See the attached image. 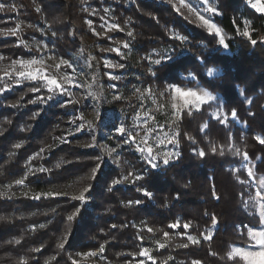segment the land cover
I'll list each match as a JSON object with an SVG mask.
<instances>
[{
	"label": "trees",
	"instance_id": "16d2710c",
	"mask_svg": "<svg viewBox=\"0 0 264 264\" xmlns=\"http://www.w3.org/2000/svg\"><path fill=\"white\" fill-rule=\"evenodd\" d=\"M20 2L21 16L29 21L41 19L36 3L41 5L53 28L62 34L56 39L60 50L68 53L77 48L80 40L72 38L70 30L73 26L77 32L84 29L81 21L87 14L78 10L74 0ZM105 3L113 5L116 20L127 29V32L116 30L115 36L128 39L139 55L164 46L174 50V58L156 64L153 74H139L134 79L151 81L159 88L167 80L190 84L199 80L212 92L222 93L227 107L236 109L240 119L247 122L244 131L237 126L236 136L244 133L242 146L252 159H257L256 171L264 174V143L255 136L256 132L264 134V43L260 40L264 16L244 8L253 16L257 29L251 38L257 43L252 45L250 40L240 39L244 0H220L223 14L215 18L231 35L228 44L232 53H229L216 47L214 34L195 25L164 0H105ZM15 15V10L0 11V30L14 25ZM129 31L132 36H128ZM174 33L187 39L180 41ZM19 38L17 34L4 36L0 32V60L9 62L29 55L27 48L18 44ZM102 41L107 42L108 38L105 36ZM128 61L131 70L134 65L140 70V63L147 64L146 60ZM212 64L222 67L220 75L206 74V66ZM189 71L194 72L196 80L187 77ZM239 86L244 87L246 95L255 94L252 115L239 94ZM0 87L5 88L0 93V190L7 191L0 193V216L8 218L0 220V264H76L74 255L95 250L111 262L122 263L138 256L144 244L153 246V238L164 233H168L169 241L163 247L153 246L160 264H194L195 260L199 264H238L227 257V251L233 244L251 243L247 225H259L260 218H252L243 209L242 184L227 168L226 153L220 155V149L212 153L207 143L204 157L192 152L186 135L201 138V130L199 122L195 132L189 122L201 117L203 111L189 117L183 113L178 126L181 142L178 159L152 170L136 152L129 154L133 165L127 166V173L134 174L139 168L138 174L143 179L131 182L129 178L109 192L111 180H122L124 173L121 168L101 162L93 176L96 157L100 156L97 147L87 146L90 134H70L68 140L60 141L67 133L70 110L76 111L79 102L61 107L62 101L54 98L42 103L37 97L46 99L51 92L41 87L39 81L16 83L14 77L4 76L0 77ZM30 88L40 90L33 92ZM32 100L37 102L29 103ZM35 113L39 115L34 116ZM224 128L210 118L206 135L219 143L227 137ZM17 143L21 144L18 149L14 147ZM38 152L42 154L31 162L44 165L48 171L38 169L29 173L30 157ZM17 180H23L24 184H17ZM89 185L87 200L73 199L77 188ZM137 189H146L152 196L146 197ZM47 193L53 195L32 198ZM136 200L141 203L135 204ZM78 207L79 213L68 221V214ZM213 218L218 223L213 224ZM177 221L179 226L171 228ZM185 224L189 227L185 228ZM213 225L216 226L212 236L203 238L204 229ZM186 232L200 237L198 243L189 241ZM66 236V244L58 247Z\"/></svg>",
	"mask_w": 264,
	"mask_h": 264
},
{
	"label": "rangeland",
	"instance_id": "374dc122",
	"mask_svg": "<svg viewBox=\"0 0 264 264\" xmlns=\"http://www.w3.org/2000/svg\"><path fill=\"white\" fill-rule=\"evenodd\" d=\"M74 1L78 10L87 15L81 21L84 29L77 32L73 26L70 30L72 38H79V45L75 50L64 53L56 43L57 37L60 38L62 34L53 28L39 3H36V8L40 9L41 19L29 21L21 16L20 0H0V3L5 5H15L16 12L13 18L15 24L9 25L3 30L15 29L17 35L20 36L18 44L24 45L30 52L28 56L19 57L9 62H3V59H1L0 77H14L15 81H39L41 85L45 82L39 79H25L20 77L18 73L30 72L46 75L50 78L54 77L71 95H61L59 90L51 92V95L61 100L64 104H69L67 103L68 101L79 102V108L76 111L74 109L70 110V123L67 133L60 141L68 140L70 134L87 132L90 134L91 144L92 138L95 136L97 146L94 147L99 150V156L102 157L101 162L121 168L124 173L123 176L129 174L127 173L129 171L127 166L131 168L133 165L129 154L136 152L141 160H143L142 157L144 155H147V152L142 154L137 151V145L145 149L151 147V154L156 156L157 160H161L163 155L168 152H178L180 157L179 121L183 113L189 117L194 115L196 111H203L204 114L201 117L196 120L191 119L189 122L194 132L197 129L198 122L201 130V138L192 136L190 133L186 135L193 146L192 152L198 153L200 150L205 152L204 145L207 143L208 150L216 147V149H220V152L226 153L228 155L227 168L235 173L238 181L242 184L243 191L240 196L243 209L252 218H256V216L260 218L259 225H247L248 235L251 232V235H249L251 243L245 246L233 244L226 255L238 264H264V254L248 255V253L264 251V244L260 243V241H264V174L256 171L257 159H252L242 146L241 138L244 133L240 132L241 137L236 136L237 126L244 131L247 129V122L240 119L236 109L227 107L222 93L212 92L199 80H196V75L192 71H189L187 77L191 80H196L194 84L167 80L163 83V87H160L161 89L156 84L151 83V81L134 79L139 74H153V68L156 65L155 61L173 59L174 50L171 47L164 46L162 49L154 48L148 54L139 55L128 39L115 36L116 30L127 32V29L116 20L111 3H105V0H99V3L95 0ZM164 1L170 3L176 11L183 14L185 18L191 20L195 25L201 26L209 34H214L216 47L222 48L224 52L232 53L228 44V39L231 35L224 30L215 18L217 15L221 16L223 14L220 0H208L207 3H205V0ZM206 8H214L216 11L208 12L205 11ZM244 8L264 16V11L261 10L264 8V0H244L240 14L242 18L240 39H246L247 41L252 38L257 29L255 28L253 16L247 13L248 11H245ZM201 16L215 24L220 30L219 33L209 32L208 26L200 19ZM30 25L31 27H29ZM112 25H118L119 27L112 28ZM245 32L249 35H243ZM220 35H223L228 45L227 48L219 43ZM105 36L108 38L107 42L102 41ZM173 36L183 35L174 33ZM260 40L264 43V34L260 36ZM125 44H128L129 47L125 48ZM116 49L119 51H116ZM168 57H171V59H168ZM132 58L138 63L146 60L147 64L140 63V70L134 65V69L131 70L128 60ZM198 58L202 61L201 56H198ZM20 60L25 63L23 65L15 63ZM32 60L37 62L28 63V61ZM64 60L69 61L71 67L63 64L62 61ZM109 65L112 66L109 67ZM118 65H123V67H118ZM208 69H213L211 77H216L222 73L220 65L212 64L206 66V74ZM180 75L184 76V73L180 72ZM114 77H119V79H113ZM51 87L53 86L49 85L45 88L49 90ZM177 88L181 89V91H177ZM189 88L195 90L201 97H203V91H207L216 99L208 101L207 98H203V102H198L195 97L186 94ZM238 91L246 106L250 109L248 114L252 115L251 105L255 94L246 95L244 87L241 86L238 87ZM117 96L120 98L114 99ZM233 110L236 111L235 117L232 116ZM210 118L217 120L225 127L224 132H226L227 137L221 138L219 143L211 140L206 135ZM73 120L75 123H73ZM89 121L93 125L91 128L88 125ZM81 123L84 124V129L78 132L76 129ZM113 124L116 126L123 125L133 139L128 144H125L124 138L120 137L114 128L111 127ZM215 136L217 137L216 134ZM255 136L264 139V134L261 132H256ZM173 140L178 141V143H172L171 141ZM118 144L121 145L120 148H117ZM113 148H117L118 157L116 153H113L111 157L108 155V151ZM237 150H239V155L234 154ZM244 153H247V158H245ZM40 154L42 153L38 152L31 155L28 162L29 173L44 168V165L31 162L33 158H37ZM117 158L120 163H113ZM161 166L164 165L161 164ZM139 171L140 169L136 168V173L133 174V171L131 172L132 175L129 177L131 182L136 180V176H142L141 173L138 174ZM84 189L77 188L73 193L74 197H78ZM6 192L5 189L0 190V193L5 194ZM87 194L85 193V200L88 198ZM215 226L204 229L203 238L209 239L214 232ZM238 228L242 231L244 229L242 226H238ZM185 236L191 242L192 240L199 241L200 239V237L191 232H186ZM189 237L192 239L190 240ZM67 238L68 236L63 238L60 243L65 245ZM166 241H169V236L163 234L162 237L153 238V246L160 247ZM153 246L144 244L138 256L122 263L109 261L99 250L74 255L73 260L76 264L85 262L94 264H141V262L143 264H160L153 253ZM145 251H147V255H143ZM89 253H95V255H89Z\"/></svg>",
	"mask_w": 264,
	"mask_h": 264
},
{
	"label": "snow or ice",
	"instance_id": "6c2138e0",
	"mask_svg": "<svg viewBox=\"0 0 264 264\" xmlns=\"http://www.w3.org/2000/svg\"><path fill=\"white\" fill-rule=\"evenodd\" d=\"M207 2H208V0H205V3H207ZM6 9H7V10H15V5H5L4 3H0V11H5ZM36 10H37V11H40L39 8H37ZM261 10L264 11V8H262ZM205 11H208V12H215L216 9H214V8H206ZM200 19L204 22L205 25L208 26V30H209V32L219 33V31H220L219 28H217V26H216L215 24H213L210 20L205 19L203 16H201ZM29 27H31V25H30ZM111 27H112V28H118L119 26H118V25H112ZM0 32H2V34H3L4 36H9V35L15 36V35L17 34L15 29H10V30H6V31H5V30H0ZM243 35L248 36L249 34H248L247 32H245V33H243ZM128 36H132V33L129 32V33H128ZM249 38H250V37H249ZM176 39H178V40H180V41H185L187 38H186V37H183V36H178V37H176ZM250 42H251L252 45H255V44L257 43V41H256L255 39H251V38H250ZM219 43H220L221 45H223L225 48L228 47V45H227L226 42H225V39H224L223 35H220V37H219ZM124 47H125V48H128L129 45H128V44H125ZM109 50H111V49H109ZM116 51H119V50L116 49ZM168 59H171V57H168ZM36 62H37V61H35V60L28 61V63H36ZM15 63H20L21 65H23L25 62H24L23 60H20V61H16ZM62 63L65 64V65H68L69 67H71V64H70L69 61L64 60V61H62ZM155 63H156V64H160V63H161V60H156ZM111 66H112V65H109V67H111ZM118 67H123V65H118ZM150 71H151V70H150ZM212 74H213V69H208V71H207V75H208V76H212ZM18 75H19L20 77H23V78H25V79H29V80H37V79H39V80L44 81L45 83H43V84L41 85V87H48L49 85H52L53 87L49 88V91H50V92H55L56 90H59L60 93H61V95H71V93L68 92L67 89H65V88L63 87V85L59 84V83L57 82V80H56L54 77H51V78H50V77H48V76H46V75H40V74H38V73H37V74H33V73H30V72H29V73L19 72ZM113 79H119V77H114ZM20 82H21L20 80H17V81H16V83H20ZM39 90H40L39 88H30V89H29V91H33V92H36V91H39ZM3 91H5V88L0 87V93H2ZM137 91H138V90H137ZM177 91H181V89L177 88ZM202 91H203V90H202ZM186 94L195 97L196 100H197L198 102H203V98H207L208 101H211V100H215V99H216V97H214L213 95H211V94H210L209 92H207V91H203V97H201L199 93H197L195 90H193V89H191V88H189V89L187 90ZM93 95H94V94H93ZM119 98H120V97H118V96H117V97H114V99H119ZM53 99H54L53 95H49V96H47L46 99H42L41 97H37V100H40L42 103H45V104H46L48 101L53 100ZM37 100L29 101V103H36ZM56 102L59 103L58 101H56ZM16 103L19 104V101H17ZM67 103H71V101H68ZM15 106H16V105H13V107H15ZM60 106H61V107H65L66 104L61 103ZM36 115H39V113H35V114H34V116H36ZM232 116H233V117L236 116V111H235V110L232 111ZM225 119H227V117H225ZM73 123H75L74 120H73ZM88 125H89V128L93 127L91 121L88 122ZM111 127L114 128L115 132L118 133V134L120 135V137L124 138V143H125V144H128V143L130 142V140L133 139V138L130 137L129 133L126 131V129H125V127H124L123 125L116 126L115 124H113V125H111ZM83 129H84V124L81 123V124L77 127L76 131L79 132V131H81V130H83ZM0 134H2V131H0ZM257 139L260 140L261 143H264V139H261L260 137H257ZM171 142H172V143H178V141H176V140H173V141H171ZM87 146H88V147H94V146H97V145H96V139H95V136H93V138H92V143H91L90 145H87ZM14 147L18 149V148L21 147V144H20V143H17V144L14 145ZM120 147H121V145L118 144V145H117V148H120ZM117 148H113V149H111V151H108V155L111 157L113 153H116V154H117V157H118V156H119V153L117 152ZM41 151H43V149H41ZM137 151H139V152L142 153V154L145 153V152H147V155H144L142 158H143L145 164H146L150 169H152V170H156V169H158V168L160 167L161 164H163V165H165V166H166V165H169L170 161H173V160L179 158V153H178V152H168V153H166V154L163 155V158H162L161 160H157V157H156V156H153V155L151 154V153H152V148H151V147H148L147 149H145V148H142V147H140L139 145H137ZM211 152H212V153H216V152H217L216 147H212V148H211ZM234 154L239 155V154H240V153H239V150H237V152L234 153ZM158 155H159V154H158ZM198 155H199L200 157H204V156H205V152H204L203 150H200V151L198 152ZM220 155H224L223 151L220 152ZM244 156H245V158H247V153H244ZM96 161H97L96 167H94V168L92 169L93 176H95L96 172H97V171L99 170V168H100V164H101V161H102V157H96ZM113 163H115V164H119L120 161H119V159L117 158V159H115V160L113 161ZM56 167H59V164H57ZM38 171H40V172H46V171H48V170H47V169H44V168H40ZM249 174H251V173H249ZM131 175H132V173L130 172L128 175L123 176V177H122V180H121V179H112L111 182H110V184H109L108 187H107V191H109V192L113 191V186L119 185V184H121L123 181H127V180L129 179V176H131ZM135 179H136V180H141V179H143V177L138 175V176L135 177ZM16 183H17V184H23V180H17ZM90 188H91V185H89V187L85 188V189L83 190V192H81V194H80L78 197H73V199H78V200L84 201V200H85V193H88L89 190H90ZM137 190H138V191H142L143 194H144L146 197H151V196H152V193L149 192V191H147L146 189H137ZM27 195H28V194L25 193V196H27ZM41 195L51 196V195H53V194H52V193H47V194H37L36 196H34V197H32V198H33V199H40V198H41ZM128 203H129V204H132L133 201H129ZM134 203L137 204V205H139V204L141 203V201H140V200H136V201H134ZM79 211H80V209L77 208V209H76V212H74L73 214L67 216V220H68V221H72V220L74 219V216H75L77 213H79ZM4 219H8V218H7V217L0 216V220H4ZM212 223H213V224H216V223H218V221H217L215 218H213V219H212ZM178 226H179V221H177L176 223H173L170 227L173 228V229H175V228H177ZM41 227H43V225H41ZM113 227H115V225H113ZM184 227L187 228V227H189V225H188V224H185ZM149 231H151V229H149ZM164 235L167 236L168 233H164ZM249 235H251V232H249ZM189 239L191 240L192 238L189 237ZM192 242H193V243H198V241H196V240H192ZM17 243H18V241H17ZM260 243H261V244H264V241H260ZM63 246H64L63 243H61L60 245H58V247H60V248H63ZM163 246H164V245H160V247H163ZM185 246H186V245H185ZM100 250H101V252H102V251H103V247H101ZM36 251H38V249H37ZM256 254H264V251L259 252V253H248V255H256ZM89 255H95V253H89ZM143 255H147V251H145V252L143 253ZM141 264H143V262H141ZM194 264H199V262H194Z\"/></svg>",
	"mask_w": 264,
	"mask_h": 264
}]
</instances>
